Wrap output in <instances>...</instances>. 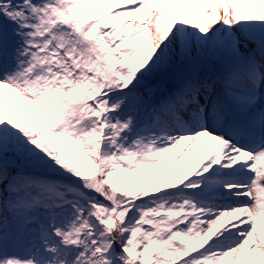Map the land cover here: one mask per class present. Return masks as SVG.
Instances as JSON below:
<instances>
[{"label":"snow or ice","instance_id":"snow-or-ice-1","mask_svg":"<svg viewBox=\"0 0 264 264\" xmlns=\"http://www.w3.org/2000/svg\"><path fill=\"white\" fill-rule=\"evenodd\" d=\"M0 264H264V0H0Z\"/></svg>","mask_w":264,"mask_h":264}]
</instances>
